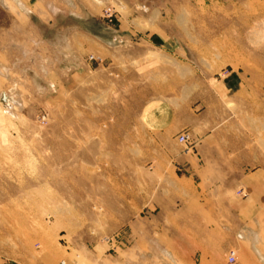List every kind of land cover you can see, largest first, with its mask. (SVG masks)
<instances>
[{
  "label": "rangeland",
  "instance_id": "rangeland-1",
  "mask_svg": "<svg viewBox=\"0 0 264 264\" xmlns=\"http://www.w3.org/2000/svg\"><path fill=\"white\" fill-rule=\"evenodd\" d=\"M56 3L0 0V264H264L227 204L264 164V0Z\"/></svg>",
  "mask_w": 264,
  "mask_h": 264
},
{
  "label": "crops",
  "instance_id": "crops-1",
  "mask_svg": "<svg viewBox=\"0 0 264 264\" xmlns=\"http://www.w3.org/2000/svg\"><path fill=\"white\" fill-rule=\"evenodd\" d=\"M16 4L19 6V8L24 12H30V9L36 10L39 6L42 0H14ZM48 1V7L51 10L52 14L58 15L61 13V10L54 11L56 6L59 4L56 3L57 0H47ZM60 1V0H59ZM34 15H36L34 13ZM234 82H231V85L225 84V86L222 87L223 94L228 95V93L234 92L236 90V86L233 85ZM151 112V113H150ZM146 115V119L150 122L148 125H153V111H150ZM189 128L185 125H180V127H177L175 130H171L170 134L171 136H176L181 130ZM198 132L195 133L196 137L198 139V145L196 148V154L195 157L198 161H201L203 156L207 157V154L209 151L213 148H215V145L217 144L218 140L220 139L216 134L210 133L206 131V126L203 124H200L198 128H195ZM192 130L194 131V128L192 127ZM221 140V139H220ZM249 145V144H248ZM242 151H245L244 149ZM248 151V150H247ZM244 153V152H243ZM201 157V158H199ZM249 158V157H248ZM257 160H259L260 156L257 155L255 157ZM243 160L245 158H242ZM248 159L246 162V166H248ZM194 169V167H191ZM188 172V169H186ZM240 186L246 188L248 191V196L246 198H239L234 204L227 203L230 207V221L235 223L236 225H243L246 226L247 230L242 231L236 237L242 241L246 239V234H251L252 239L257 237V242L260 240V234L255 232L251 229V231H248V226L250 223L257 224V227L260 226V222L264 223V164L261 165L258 163L256 166L253 167L252 171L247 173L244 177H242ZM236 189V188H234ZM235 206V208H234ZM234 210V212H233ZM245 233V234H244ZM243 236V237H242ZM232 244V242L230 243ZM258 248V246L256 245ZM250 253H252L253 256H255L258 260H260V256L256 252L254 248V244L252 243L250 246Z\"/></svg>",
  "mask_w": 264,
  "mask_h": 264
},
{
  "label": "built area",
  "instance_id": "built-area-1",
  "mask_svg": "<svg viewBox=\"0 0 264 264\" xmlns=\"http://www.w3.org/2000/svg\"><path fill=\"white\" fill-rule=\"evenodd\" d=\"M193 140H194L193 137L189 133H183L178 138L179 143L184 145L188 152L191 150V148L194 145ZM228 262L231 264L236 263V253L235 252H233V251L230 252V254L228 256Z\"/></svg>",
  "mask_w": 264,
  "mask_h": 264
},
{
  "label": "bare ground",
  "instance_id": "bare-ground-1",
  "mask_svg": "<svg viewBox=\"0 0 264 264\" xmlns=\"http://www.w3.org/2000/svg\"><path fill=\"white\" fill-rule=\"evenodd\" d=\"M4 2V1H3ZM5 4V3H4ZM5 71H7L6 70V68H3L2 66H0V74H2V75H5L4 74V72ZM9 76H10V74H9ZM11 94V93H10ZM10 99H11V109H12V113L15 115V113H16V110H15V108H16V106H18V107H20V105H21V102L20 101H17V100H15V101H12V98L10 97ZM13 99H14V97H13ZM22 100V99H21Z\"/></svg>",
  "mask_w": 264,
  "mask_h": 264
},
{
  "label": "water",
  "instance_id": "water-1",
  "mask_svg": "<svg viewBox=\"0 0 264 264\" xmlns=\"http://www.w3.org/2000/svg\"><path fill=\"white\" fill-rule=\"evenodd\" d=\"M1 101L4 104L9 105V98L7 97V95L5 93H2V95H1Z\"/></svg>",
  "mask_w": 264,
  "mask_h": 264
}]
</instances>
